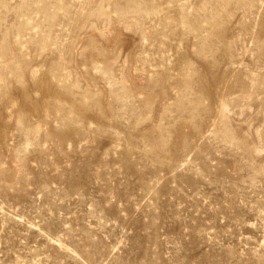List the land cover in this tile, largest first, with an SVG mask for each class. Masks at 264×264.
<instances>
[{"label":"rangeland","instance_id":"1","mask_svg":"<svg viewBox=\"0 0 264 264\" xmlns=\"http://www.w3.org/2000/svg\"><path fill=\"white\" fill-rule=\"evenodd\" d=\"M0 264H264V0H0Z\"/></svg>","mask_w":264,"mask_h":264}]
</instances>
